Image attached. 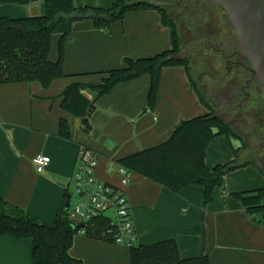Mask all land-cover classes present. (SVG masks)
I'll return each instance as SVG.
<instances>
[{
    "label": "crops",
    "instance_id": "crops-1",
    "mask_svg": "<svg viewBox=\"0 0 264 264\" xmlns=\"http://www.w3.org/2000/svg\"><path fill=\"white\" fill-rule=\"evenodd\" d=\"M74 1L110 7L115 0ZM43 5L44 0L5 3L0 5V17L38 16ZM59 38V34L52 37L53 60L59 56ZM181 42V55L185 56L187 44L182 37ZM171 46V29L156 9L129 10L109 31L85 19L75 23L64 46L66 77L55 79L48 87L39 81L0 84V198L40 221L52 222L75 185L80 150L85 146L97 153V179L125 195L137 244L174 238L183 257L198 255L204 245L209 264H264V223L253 219L233 194L264 187L263 162L250 145L242 148L240 138L232 146L226 135L209 143V167L233 159L242 166L225 176L224 185L215 188L208 205L200 185L173 192L138 172H130L126 184L121 182L118 160L164 142L182 120L213 109L228 122L193 81L192 62L191 72L185 65L162 69L153 109L147 107L150 74L118 83L96 100L88 117L90 131L61 105L59 96L69 84H101L105 72L122 67L125 58L152 56ZM84 92L91 99L96 97L91 88ZM62 117L69 123L70 138L59 135ZM235 148H240L238 154ZM38 154L50 157L42 172L33 163ZM197 227H203V236L186 232ZM32 250L31 239L0 236V264H33ZM71 253L84 264H131L130 249L124 244L83 233L75 236Z\"/></svg>",
    "mask_w": 264,
    "mask_h": 264
},
{
    "label": "trees",
    "instance_id": "trees-1",
    "mask_svg": "<svg viewBox=\"0 0 264 264\" xmlns=\"http://www.w3.org/2000/svg\"><path fill=\"white\" fill-rule=\"evenodd\" d=\"M32 1L0 0V5L29 4ZM165 1L115 0L110 7H101L77 5L74 0H44V15L0 17V84L39 81L48 87L55 79L67 76L63 67L64 46L75 23L91 19L95 27L109 31L112 23L123 19L129 10L156 9L162 14L163 23L171 29L172 46L169 49L148 57H127L122 67L105 72L106 77L101 84L73 82L59 96L62 97V107L80 118L83 129L90 131L89 122L85 120L94 110L96 100L110 93L118 83L148 73L151 84L147 107L153 109L164 67L185 65L191 72L189 59L181 55L182 42L175 19L164 7L149 3ZM54 34L60 36L59 56L56 60L51 58ZM87 88L96 92L94 99L84 92ZM59 135L64 138L71 136L69 123L63 117L60 119ZM222 135L240 138L234 127L212 109L204 115L182 120L164 142L120 158L118 162L129 173L138 172L173 192H180L190 185H200L204 188V204L208 205L214 199L215 188L224 185L225 176L242 166L236 159L213 167L207 165L209 143ZM244 147L245 144L242 145ZM82 148L91 150L85 146ZM234 150L238 154L240 148ZM233 194L241 200L253 219L264 223V187ZM77 225L69 217V208L65 206L58 211L52 222H43L0 198V236L31 239L33 264H84L81 258L71 253L74 238L82 231L77 229ZM109 227L108 216L102 214L84 225V235L117 243L109 234ZM186 232L204 235L203 227ZM127 247L130 249L131 264H209L210 261L204 245L196 256H181L178 242L174 238L152 244H137L134 241Z\"/></svg>",
    "mask_w": 264,
    "mask_h": 264
},
{
    "label": "flooded vegetation",
    "instance_id": "flooded-vegetation-1",
    "mask_svg": "<svg viewBox=\"0 0 264 264\" xmlns=\"http://www.w3.org/2000/svg\"><path fill=\"white\" fill-rule=\"evenodd\" d=\"M165 3L171 5L167 1ZM193 5L198 12L196 24L197 21L203 23L196 40L198 46L205 50L203 57L206 70L200 79L207 85L213 103L223 108L221 112L230 115L227 120L238 132L242 142L246 146L257 144L254 156L263 158L264 87L253 76L251 62L238 47L232 25L228 24L227 30H220L223 12L219 7L222 6L213 0H194ZM167 6L163 7L167 9Z\"/></svg>",
    "mask_w": 264,
    "mask_h": 264
},
{
    "label": "built area",
    "instance_id": "built-area-1",
    "mask_svg": "<svg viewBox=\"0 0 264 264\" xmlns=\"http://www.w3.org/2000/svg\"><path fill=\"white\" fill-rule=\"evenodd\" d=\"M49 162L50 157L43 154H38L33 159L35 167L40 172L45 169ZM96 166L97 153L81 148L75 172V187L79 197L83 199L71 207L70 198L69 217L76 224L83 223L86 225L94 218L106 214L110 224L109 234L117 243L129 246L135 241V231L125 195L111 184L98 180L95 175ZM120 174L122 184H126L129 172L121 167ZM108 211H112V214H108ZM81 230V233L85 234L84 227Z\"/></svg>",
    "mask_w": 264,
    "mask_h": 264
},
{
    "label": "water",
    "instance_id": "water-1",
    "mask_svg": "<svg viewBox=\"0 0 264 264\" xmlns=\"http://www.w3.org/2000/svg\"><path fill=\"white\" fill-rule=\"evenodd\" d=\"M40 1V0H33ZM225 10L228 20L234 28L238 47L241 48L252 64L251 72L264 87V0H213ZM163 7L159 2H149ZM43 12L40 15H44ZM217 114V113H216ZM88 121V118L85 120ZM71 194L65 207H69ZM84 224H78L80 230Z\"/></svg>",
    "mask_w": 264,
    "mask_h": 264
},
{
    "label": "rangeland",
    "instance_id": "rangeland-1",
    "mask_svg": "<svg viewBox=\"0 0 264 264\" xmlns=\"http://www.w3.org/2000/svg\"><path fill=\"white\" fill-rule=\"evenodd\" d=\"M169 2L171 4L170 6H167L165 2ZM165 2H160L162 6H167V9L170 13V16L175 19V22L178 25V30L180 33V36L185 40L187 44V55H185L190 62H192L194 68H193V79L195 84L199 85L201 88V92H203V95L209 99V94H208V88L207 85L205 86L200 79L201 75L205 72L206 70V63L205 59L203 57V48L201 46H198V43L196 40L199 37L200 33V28H202L203 23H200L195 20V16L198 14L195 6L193 5L194 0H185L181 2L182 0H166ZM179 2V3H178ZM187 6H185V5ZM220 10L223 12V17H222V22H220V30H227L228 24H231L228 22L227 14L225 10L222 7H219ZM219 27V25H218ZM233 28V26H231ZM234 31V30H233ZM182 57H184L182 55ZM216 106V105H215ZM218 110H222L223 108L220 109V107L216 106ZM222 115L225 116L226 118L230 117L229 114L225 113L222 111ZM232 126V125H231ZM235 129V128H234ZM236 131V130H235ZM251 136L253 135L252 132ZM231 139V146L232 141L235 145H238L237 140L235 137H230ZM244 144V142H242ZM246 146V145H245ZM236 147V146H235ZM252 151L256 150L258 148V145H251ZM260 162L262 163V166L264 168V157ZM76 183L74 186L71 187V207H74L78 202L82 201L83 198L79 197V193L76 191ZM108 214H112V211H108Z\"/></svg>",
    "mask_w": 264,
    "mask_h": 264
}]
</instances>
